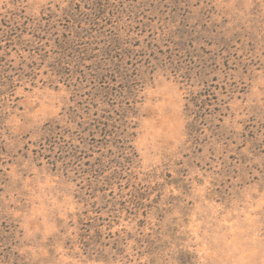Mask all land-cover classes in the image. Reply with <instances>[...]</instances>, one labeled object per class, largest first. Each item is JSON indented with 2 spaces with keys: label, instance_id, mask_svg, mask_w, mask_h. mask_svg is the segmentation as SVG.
<instances>
[{
  "label": "rangeland",
  "instance_id": "rangeland-1",
  "mask_svg": "<svg viewBox=\"0 0 264 264\" xmlns=\"http://www.w3.org/2000/svg\"><path fill=\"white\" fill-rule=\"evenodd\" d=\"M0 264H264V0H0Z\"/></svg>",
  "mask_w": 264,
  "mask_h": 264
}]
</instances>
